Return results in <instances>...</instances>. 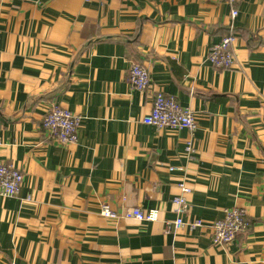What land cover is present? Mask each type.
Returning a JSON list of instances; mask_svg holds the SVG:
<instances>
[{"label":"crops","instance_id":"obj_1","mask_svg":"<svg viewBox=\"0 0 264 264\" xmlns=\"http://www.w3.org/2000/svg\"><path fill=\"white\" fill-rule=\"evenodd\" d=\"M235 6L236 63L219 69L221 0H0V153L24 175L0 196V264H264V0ZM157 91L194 112V132L144 123ZM53 104L81 116L77 143L44 132ZM184 181L202 228L167 223ZM104 202L159 219H108ZM236 206L248 232L214 245L210 225Z\"/></svg>","mask_w":264,"mask_h":264},{"label":"built area","instance_id":"obj_2","mask_svg":"<svg viewBox=\"0 0 264 264\" xmlns=\"http://www.w3.org/2000/svg\"><path fill=\"white\" fill-rule=\"evenodd\" d=\"M100 1V0H86ZM232 5L230 18V33L223 37L221 41L210 48L209 61L219 69L232 68L236 63V54L233 43L236 40L233 20L237 17L239 10L235 6L240 0H221ZM129 82L133 89L147 91L151 88V77L148 69L143 65L133 62L128 71ZM81 116L72 113L69 109L58 104H53L42 120L44 132L61 145L77 143L79 140V130L81 127ZM144 123L155 126L158 129H187L191 133L197 127L196 116L193 111L183 107L178 101L167 96L162 91H157L153 97L151 111L144 117ZM1 149V143H0ZM188 153L194 151L193 145L189 143L186 147ZM24 175L19 168L6 163L1 158L0 153V196L12 197L19 194ZM179 194L173 198V204L177 217L173 223L175 227H188L191 230L202 228L205 223L201 219H188L191 203L189 196L193 193V188L188 183L181 182L178 185ZM223 219L216 220L210 225L211 240L214 245H229L235 241L238 235L248 232L250 222L246 209L243 207H232L226 209ZM100 214L108 219H130L141 223H151L159 219V212L156 209L142 210L134 208L119 212L110 203L101 204ZM110 264H124L110 263Z\"/></svg>","mask_w":264,"mask_h":264}]
</instances>
